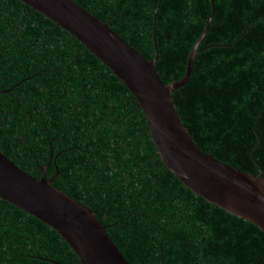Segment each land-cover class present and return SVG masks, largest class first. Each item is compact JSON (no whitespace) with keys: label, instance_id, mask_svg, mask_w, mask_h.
<instances>
[{"label":"trees","instance_id":"1","mask_svg":"<svg viewBox=\"0 0 264 264\" xmlns=\"http://www.w3.org/2000/svg\"><path fill=\"white\" fill-rule=\"evenodd\" d=\"M180 80L211 0H75ZM174 90L195 143L264 176V0H214ZM0 151L93 209L131 264H264V231L168 170L135 96L22 0H0ZM81 264L50 225L0 197V264Z\"/></svg>","mask_w":264,"mask_h":264},{"label":"water","instance_id":"2","mask_svg":"<svg viewBox=\"0 0 264 264\" xmlns=\"http://www.w3.org/2000/svg\"><path fill=\"white\" fill-rule=\"evenodd\" d=\"M82 42L122 80L143 109L152 139L166 168L207 201L264 231V176L254 175L214 158L192 139L172 93L192 71L204 32L191 50L185 75L166 84L155 63L147 59L104 22L75 0H22ZM46 167L37 178L0 151V197L53 227L78 255L81 264H131L112 240L93 209L53 186ZM59 264V263H57Z\"/></svg>","mask_w":264,"mask_h":264}]
</instances>
